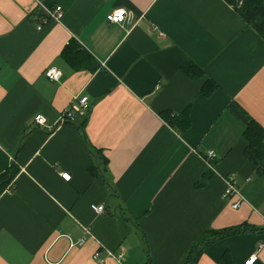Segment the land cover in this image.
I'll return each instance as SVG.
<instances>
[{
	"label": "crops",
	"instance_id": "obj_1",
	"mask_svg": "<svg viewBox=\"0 0 264 264\" xmlns=\"http://www.w3.org/2000/svg\"><path fill=\"white\" fill-rule=\"evenodd\" d=\"M117 9L123 23L108 20ZM82 95L86 115L60 123ZM231 102L264 128V39L225 0H0V175L19 167L0 196V264H184L207 229L234 226L258 231L211 243L197 264L225 252L264 264V171ZM185 111L183 131L163 116ZM38 114L54 128L34 126ZM228 175L240 197H224Z\"/></svg>",
	"mask_w": 264,
	"mask_h": 264
},
{
	"label": "trees",
	"instance_id": "obj_2",
	"mask_svg": "<svg viewBox=\"0 0 264 264\" xmlns=\"http://www.w3.org/2000/svg\"><path fill=\"white\" fill-rule=\"evenodd\" d=\"M225 1L238 11L248 27L252 28L264 39V0ZM71 44L72 42L68 45L70 48L64 52V55L72 64L78 66V51H75L76 46H70ZM182 70L192 78H198L204 75L203 68L192 60H187L183 64ZM216 87V83L213 80H209L201 92L205 95H210ZM228 109L244 124V137L247 141L245 154L256 165L258 172L262 173L264 171V128L255 119L247 116L236 102H231ZM187 114V111L180 115L165 112L163 116L172 126H176L183 131L190 123V119L187 117L189 115ZM93 168L92 166L91 169ZM18 172L19 167L15 163H12L10 167L0 175V196L9 188L14 190L16 183L15 178ZM248 231L258 230L248 226H234L223 230L207 229L189 249L184 264H197L205 248L211 243L228 235ZM221 264H234L232 255L229 252L223 254Z\"/></svg>",
	"mask_w": 264,
	"mask_h": 264
},
{
	"label": "built area",
	"instance_id": "obj_3",
	"mask_svg": "<svg viewBox=\"0 0 264 264\" xmlns=\"http://www.w3.org/2000/svg\"><path fill=\"white\" fill-rule=\"evenodd\" d=\"M44 15L41 18L42 23H46L48 19L52 18L55 20H59L63 14V7L60 5H57L55 8H44ZM127 11L125 9H117L108 14V20L112 23H123L127 18ZM38 28H41V25L38 26ZM46 76L52 80L56 81L59 80L61 76V72L56 67L48 68L45 72ZM89 108V97L87 95L77 96L69 107H67L62 115L60 123H74L77 121L79 117H83L86 115ZM33 125L36 127H46L48 130H52L54 126L47 125L46 118L38 114L34 117ZM215 157V153L213 151H209L205 158L208 160V164L210 166V169L215 171L214 166L210 163V160H212ZM62 177L66 180L71 179V174L69 172H63ZM226 180V188L224 190V197H234V196H241L240 189L237 185V179L234 175H228L225 178ZM241 203V200L238 199L234 202H232V207L237 208L239 207ZM92 209L94 212L100 214L104 213L106 211V206L104 204H92ZM85 241V238L83 237L79 244H83ZM123 254L119 255V258H121ZM96 258L99 259V255H95ZM258 258L257 254L252 255L248 260H246V264H253Z\"/></svg>",
	"mask_w": 264,
	"mask_h": 264
}]
</instances>
